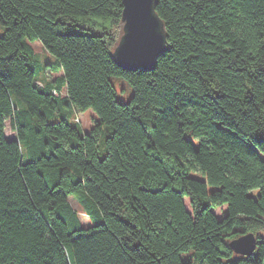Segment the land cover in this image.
<instances>
[{"label":"trees","instance_id":"obj_1","mask_svg":"<svg viewBox=\"0 0 264 264\" xmlns=\"http://www.w3.org/2000/svg\"><path fill=\"white\" fill-rule=\"evenodd\" d=\"M122 9L0 0V264H264V0H157L150 70L112 55Z\"/></svg>","mask_w":264,"mask_h":264},{"label":"water","instance_id":"obj_2","mask_svg":"<svg viewBox=\"0 0 264 264\" xmlns=\"http://www.w3.org/2000/svg\"><path fill=\"white\" fill-rule=\"evenodd\" d=\"M122 33L112 55L122 68L153 69L159 55L167 49L164 22L156 11L157 0H122ZM237 254L249 255L257 246L253 232L229 241Z\"/></svg>","mask_w":264,"mask_h":264},{"label":"rangeland","instance_id":"obj_3","mask_svg":"<svg viewBox=\"0 0 264 264\" xmlns=\"http://www.w3.org/2000/svg\"><path fill=\"white\" fill-rule=\"evenodd\" d=\"M2 32H3V26L0 24V34ZM33 45H34L35 50L37 52H39L41 54L43 53V55H44V48L42 47V44L39 41L33 42ZM46 56H48L47 53H46ZM58 73L59 72L52 71L51 68H47L45 71V76L48 79H53V78H55V76ZM111 81L113 82V84L117 90V97L123 102L128 101L130 96L132 95V86L124 78H121L118 76H111ZM16 102L21 106L23 105V103L18 101V100H16ZM77 114H78V118H79V122H80L79 124H80L81 128L85 131H88L93 126L94 122L98 120V116L95 114V112L92 109L77 110ZM74 115H75V112L73 113V116ZM107 129L108 128L106 127L105 130H107ZM4 134H5L6 138H14L15 137L14 131H12L10 128L9 120H6V122H5ZM102 153H103V150H102V146H101L99 149V155H102ZM190 174L193 176H196V177H201L200 174L197 172H191ZM251 193L255 194L256 190H252ZM69 201L71 202V204L73 205L74 208L79 210L81 218H82L83 222L86 224L87 223V217L83 214V212H81V210L79 209V206L76 203L75 199L72 196H69ZM184 201H185L186 206L189 208L187 198H185ZM225 212H226V206H221V207L214 209V213L218 217H222ZM182 256L185 259L194 260L193 257L189 254V252H184L182 254Z\"/></svg>","mask_w":264,"mask_h":264}]
</instances>
